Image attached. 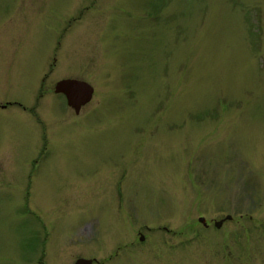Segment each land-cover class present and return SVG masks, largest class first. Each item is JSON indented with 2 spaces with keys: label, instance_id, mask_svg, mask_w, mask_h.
Returning <instances> with one entry per match:
<instances>
[{
  "label": "rangeland",
  "instance_id": "1",
  "mask_svg": "<svg viewBox=\"0 0 264 264\" xmlns=\"http://www.w3.org/2000/svg\"><path fill=\"white\" fill-rule=\"evenodd\" d=\"M6 104L0 264H264V0H0Z\"/></svg>",
  "mask_w": 264,
  "mask_h": 264
},
{
  "label": "water",
  "instance_id": "2",
  "mask_svg": "<svg viewBox=\"0 0 264 264\" xmlns=\"http://www.w3.org/2000/svg\"><path fill=\"white\" fill-rule=\"evenodd\" d=\"M92 86L85 82L75 79H64L56 83L55 93L62 94L67 100V105L72 108L75 114H79L81 108L88 104L93 96ZM232 217L227 215L221 220L214 221L213 225L216 228H220L224 221L231 220ZM198 222L203 224L205 227L208 225L203 217L198 218ZM143 240V237H140ZM75 264H92V260L79 259Z\"/></svg>",
  "mask_w": 264,
  "mask_h": 264
},
{
  "label": "flooded vegetation",
  "instance_id": "3",
  "mask_svg": "<svg viewBox=\"0 0 264 264\" xmlns=\"http://www.w3.org/2000/svg\"><path fill=\"white\" fill-rule=\"evenodd\" d=\"M66 79H76V78H66ZM44 79H43V81L41 80V85L43 86L44 85ZM40 89H42V87L40 88ZM56 94V93H55ZM57 95H61V94H57ZM64 97V96H63ZM65 98V97H64ZM141 234V232L139 231L138 232V236ZM138 240L140 241V239L138 238ZM119 250H117L116 252H118ZM92 260H93V262H92V264H94V263H96V260H94V258H92ZM97 264V263H96Z\"/></svg>",
  "mask_w": 264,
  "mask_h": 264
}]
</instances>
